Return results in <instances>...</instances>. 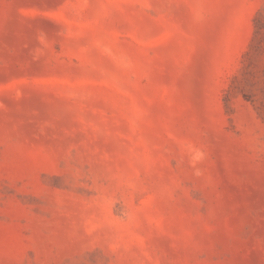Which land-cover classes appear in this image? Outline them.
<instances>
[{"label":"rangeland","instance_id":"1","mask_svg":"<svg viewBox=\"0 0 264 264\" xmlns=\"http://www.w3.org/2000/svg\"><path fill=\"white\" fill-rule=\"evenodd\" d=\"M0 264H264V0H0Z\"/></svg>","mask_w":264,"mask_h":264}]
</instances>
